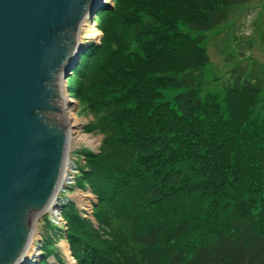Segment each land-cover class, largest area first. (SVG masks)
<instances>
[{
    "label": "trees",
    "instance_id": "trees-1",
    "mask_svg": "<svg viewBox=\"0 0 264 264\" xmlns=\"http://www.w3.org/2000/svg\"><path fill=\"white\" fill-rule=\"evenodd\" d=\"M250 1L116 0L102 10L112 14L105 37L70 73L102 136L79 172L97 227L72 202L62 210L77 264H264L260 87L235 76L221 96L200 95L204 33ZM167 90H179L171 103L159 101Z\"/></svg>",
    "mask_w": 264,
    "mask_h": 264
},
{
    "label": "water",
    "instance_id": "water-1",
    "mask_svg": "<svg viewBox=\"0 0 264 264\" xmlns=\"http://www.w3.org/2000/svg\"><path fill=\"white\" fill-rule=\"evenodd\" d=\"M101 3L0 0V264L26 263L36 220L57 206L68 152L61 82Z\"/></svg>",
    "mask_w": 264,
    "mask_h": 264
},
{
    "label": "rangeland",
    "instance_id": "rangeland-1",
    "mask_svg": "<svg viewBox=\"0 0 264 264\" xmlns=\"http://www.w3.org/2000/svg\"><path fill=\"white\" fill-rule=\"evenodd\" d=\"M116 3V0H102L91 20H86L81 26L78 41L85 47L77 66L84 58L86 47L98 45L101 39L105 37L103 29L112 14L101 13L103 9H114ZM203 45L209 61L201 71L203 86L200 89V95L221 96L224 87L231 83L235 76H239L241 80H248L260 87L255 115L260 120L264 119V0H251L247 4L231 7L227 12L225 22L204 33ZM68 77L70 78L61 82L62 97H64L66 104L68 103L67 100L70 101L69 105L65 104L63 113L72 116L75 122L74 133L76 131L81 138L85 139H80L78 143L74 139L75 141L68 145V157L71 160L68 163L69 171L74 170V174L70 173L73 182L69 185L65 184L64 189L58 193L56 209L55 207L50 209L36 220L32 232L33 236H31L33 238L32 247L28 250L34 252L35 257H32L33 260L31 259L30 264H36L43 259L44 255L41 248L43 249L44 245L46 249H54L53 254L50 253L45 256L47 258L44 257L47 264H77L69 250L66 239L67 228L64 226L65 219L62 210L69 202L74 203L73 206L77 208L75 205L77 201L73 197L76 193L80 194L81 197L84 196L83 198L92 200L88 193L90 188L78 172H80V168L87 165L88 155L85 153L97 154L101 150L102 136L97 129L91 130L92 126L98 124L99 116H96L88 108L89 106L84 102V99L75 98L71 89L77 87L76 81L73 79V74ZM178 92L179 90L161 92L159 101L171 103L172 96ZM94 102L93 109L96 106ZM64 114L63 117H65ZM65 195H71V198H67ZM84 203L88 204V201H84ZM92 205H94V210L96 204L93 200ZM92 219L88 221L97 227L93 214ZM53 238L55 239L54 244H44ZM52 257L55 258L52 259Z\"/></svg>",
    "mask_w": 264,
    "mask_h": 264
},
{
    "label": "built area",
    "instance_id": "built-area-1",
    "mask_svg": "<svg viewBox=\"0 0 264 264\" xmlns=\"http://www.w3.org/2000/svg\"><path fill=\"white\" fill-rule=\"evenodd\" d=\"M69 161L71 162V160H69V157H68V152H67V156H66V160H65V164H64V170H63V176H64V180H63V184H62V188L59 190V192L61 190H63V186L66 184V185H69L71 182H73L71 176H70V173H74V170L71 172L69 171ZM78 170V169H77ZM58 192V193H59ZM58 193L56 195V197L58 196ZM88 193H89V196H91V199L96 202V197L93 193L90 192V190H88ZM92 195H91V194ZM67 198H71V195H65ZM76 201L75 205H76V209H77V212L79 213V215L87 220H93L92 219V214H93V205H92V200L88 199V198H83L80 196V194L76 193L74 196H73ZM63 201V200H62ZM84 201H88V204H85ZM74 204V203H73Z\"/></svg>",
    "mask_w": 264,
    "mask_h": 264
},
{
    "label": "bare ground",
    "instance_id": "bare-ground-1",
    "mask_svg": "<svg viewBox=\"0 0 264 264\" xmlns=\"http://www.w3.org/2000/svg\"><path fill=\"white\" fill-rule=\"evenodd\" d=\"M85 29V28H84ZM86 45V44H85ZM87 48V47H86ZM85 55V54H84ZM80 59V58H79ZM68 78H70V77H68ZM66 102V101H65ZM67 102H70L69 100H67ZM66 104V103H65ZM67 105V104H66ZM65 115V123H66V125H67V130H68V145H70V143H72V142H74L75 140L74 139H76V141L75 142H79L80 141V139H85V138H81L79 135H78V133L75 131V133H74V128H75V122L73 121V119H72V116H68L66 113L64 114ZM72 130H73V132H72ZM72 133L74 134V136L72 137ZM82 141V140H81ZM74 144V143H73ZM72 147V146H71ZM69 148V147H68ZM80 148H81V146H80ZM75 153V152H74ZM81 153H83L82 151H81ZM80 153V154H81ZM79 154V155H80ZM63 170H64V168H63ZM79 173V172H78ZM74 174V173H73ZM62 176H63V174H62ZM64 177V176H63ZM76 178H78V177H76ZM75 178V179H76ZM67 189V188H66ZM69 189V188H68ZM71 189V188H70ZM63 193V192H62ZM62 197V196H61ZM61 199H63V198H61ZM68 201V200H67ZM66 203V202H65ZM67 205V204H66ZM94 206V205H93ZM50 209H54L53 208V206H51V207H49V209L47 210V211H49ZM56 209V208H55ZM59 212V211H58ZM46 216V215H45ZM55 224V223H54ZM64 226L66 227L67 226V224H66V222L64 221ZM67 228V227H66ZM33 236V235H32ZM39 238V237H38ZM38 240V239H37ZM32 242H33V238H30V241H29V244H28V246H27V249H26V254H25V259H26V263L25 264H28L29 262H32V257L34 258L35 257V254H34V252H29L28 250H30L31 249V247H32ZM38 255H40V254H38ZM32 259V260H31ZM52 259H54L53 257H52ZM51 259V260H52ZM50 260V259H49ZM55 262V261H54ZM40 263V262H39ZM30 264V263H29Z\"/></svg>",
    "mask_w": 264,
    "mask_h": 264
}]
</instances>
